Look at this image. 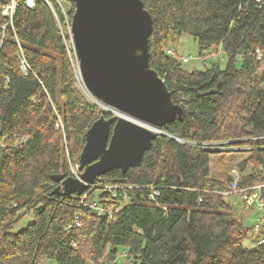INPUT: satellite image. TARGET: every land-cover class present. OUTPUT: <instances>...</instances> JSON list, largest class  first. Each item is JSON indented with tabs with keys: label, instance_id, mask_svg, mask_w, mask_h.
I'll use <instances>...</instances> for the list:
<instances>
[{
	"label": "trees",
	"instance_id": "obj_1",
	"mask_svg": "<svg viewBox=\"0 0 264 264\" xmlns=\"http://www.w3.org/2000/svg\"><path fill=\"white\" fill-rule=\"evenodd\" d=\"M10 1L0 0V264H264V186L261 207L246 209L239 194H225L230 170L217 174L211 162L246 153L238 185L264 184V0H140L152 17L149 66L182 120L162 127L167 135H157L138 167L98 177L81 196L53 194L52 176L70 175L85 133L111 114L75 90L57 1L30 9L15 0L11 25L2 13ZM61 1L70 24L73 4ZM183 35L203 70L183 67ZM226 196L239 197L253 226L235 218Z\"/></svg>",
	"mask_w": 264,
	"mask_h": 264
},
{
	"label": "water",
	"instance_id": "obj_2",
	"mask_svg": "<svg viewBox=\"0 0 264 264\" xmlns=\"http://www.w3.org/2000/svg\"><path fill=\"white\" fill-rule=\"evenodd\" d=\"M65 1L74 7L69 40L81 83L112 109L85 133L79 177L52 176L53 194L81 196L98 177L138 167L157 135H167L162 127L182 120L183 110L149 66L152 17L140 0Z\"/></svg>",
	"mask_w": 264,
	"mask_h": 264
},
{
	"label": "rangeland",
	"instance_id": "obj_3",
	"mask_svg": "<svg viewBox=\"0 0 264 264\" xmlns=\"http://www.w3.org/2000/svg\"><path fill=\"white\" fill-rule=\"evenodd\" d=\"M69 11V9H65L64 12H65V15H66V11ZM63 13V12H62ZM64 15V13H63ZM66 23V21H65ZM66 32V33H65ZM63 34L64 35H68V26L66 24V31H65ZM67 46L68 48H72L71 47V44L70 42L67 43ZM198 47L196 45V43L193 41V38L188 36V35H183L181 36L180 40H179V43H178V46H177V54L179 56V58H189L190 60L186 63H183V67L185 69H189V70H192V69H196V70H203L204 67H203V63L201 62V60L198 58ZM74 57V55H73ZM71 58V57H70ZM74 65L77 69V65H76V60L74 59ZM261 69H262V73H264V64H262L261 66ZM77 71V70H76ZM75 71V76L77 75V72ZM75 90L79 93L78 96L80 98H83L84 101H87L89 103H93L94 105H96L97 107H99V109H101L103 112H107V110H105L104 108H102L101 106H99V104L94 100L92 99V96L89 95V93L86 91V89L84 88L83 84L81 83V80L78 79V77L76 76L75 78ZM82 99V100H83ZM112 115V114H111ZM64 144V147H66L65 143L63 142ZM216 149H224V148H216ZM65 153L67 154V150H65ZM67 156V155H66ZM221 157V161L218 162L217 161V158L216 156H212L211 157V162H212V166L214 168V170L216 171L215 173H219L223 170H227L229 172L230 170V173L231 174V178H233V173L235 175L238 176V179L240 178V175L237 173V165L245 160L247 158V155L246 153H222L220 155ZM216 158V160H215ZM75 161H77L78 159L74 158ZM215 160V162H214ZM215 163V164H214ZM69 164V163H68ZM75 164L71 163L70 167H68L70 170H71V167H74ZM216 167V169H215ZM250 171V167H248V169L245 171V173L249 172ZM80 175V173H79ZM69 177V176H68ZM91 188V187H89ZM94 198L96 199L98 194L96 193L95 195H93ZM92 198V199H94ZM225 200L231 204L233 207V214L235 216V218L237 219H242L244 218V225L245 226H253L255 224V221L257 218L255 217H248L247 214H245L242 206H241V203H240V200H239V197L238 196H226L225 197ZM91 201H87V203H90ZM28 223V219L26 220H23L21 222H19L18 224H16V226L14 227V232L21 229L22 227L26 226V224ZM117 264H120L121 263V258H119L117 261H116ZM43 264H55L54 261H49V260H45Z\"/></svg>",
	"mask_w": 264,
	"mask_h": 264
},
{
	"label": "built area",
	"instance_id": "obj_4",
	"mask_svg": "<svg viewBox=\"0 0 264 264\" xmlns=\"http://www.w3.org/2000/svg\"><path fill=\"white\" fill-rule=\"evenodd\" d=\"M25 1V6H27L28 8L30 9H33L34 8V2L35 0H24ZM47 5H49V1L48 0H44ZM57 3L59 4L60 8L62 9V12L64 13V20L66 21V24L68 26V33H69V28H70V24L69 22L67 21V18H66V15H65V12H64V7H63V4H62V1L61 0H56ZM259 1V0H257ZM16 1L15 0H11L10 3L8 5H5L3 6V15L4 17H8L9 21H8V24H12V17H13V14H14V10L16 8ZM50 6V5H49ZM69 35V34H68ZM70 41V40H69ZM68 48V46H67ZM71 52H73L72 48L69 49L68 48V54L71 55ZM168 53H170V51H168ZM190 59L189 58H182V61L184 63L188 62ZM19 63H20V69H21V74L23 75H27L28 72L31 70L30 68V65L26 59V57L24 56V54L21 52L20 56H19ZM77 64V63H76ZM56 128H62L63 127V123H62V120L57 117V124L55 126ZM24 140H26V137L20 139V140H17V142H15L16 144H18L19 142H23ZM66 144V142H64ZM67 158L69 159V157L67 156ZM71 165V162L69 161V167ZM78 163L74 165V167H71V170H70V175L69 177H73V178H78L79 177V169H78ZM233 181L231 182V186H230V191L226 192L225 194H239L240 195V199L241 201L244 202V207L247 209V208H250L252 206H255L256 204H258V206L261 207L262 203L258 202L260 201L259 198H260V189L264 186V184H255L253 186H244V188L242 186H239L238 185V176L235 175L233 173ZM92 187H94V185H92ZM119 188L121 189V186H119ZM107 190L110 192V190H113L112 187H107ZM150 193H149V198L151 200H154V198L158 195V193L153 189V188H150ZM111 194V192H110ZM112 196L115 198L116 195H113ZM96 203L94 202H91L90 204V207L94 208L96 207ZM99 211L100 212H103V210L101 208H99ZM75 226L78 227V223H75Z\"/></svg>",
	"mask_w": 264,
	"mask_h": 264
},
{
	"label": "bare ground",
	"instance_id": "obj_5",
	"mask_svg": "<svg viewBox=\"0 0 264 264\" xmlns=\"http://www.w3.org/2000/svg\"><path fill=\"white\" fill-rule=\"evenodd\" d=\"M78 71V70H77ZM76 71V72H77ZM77 77H78V79H80V76H79V72H77V75H76ZM76 76H75V78H76ZM92 99H94L93 97H92ZM98 104H99V106H101L102 108H104L105 110H107V112H109V111H111L112 109H110L109 107H106V106H104V105H102L99 101H97L96 99H94ZM118 117H119V115H117ZM91 188H92V186H91Z\"/></svg>",
	"mask_w": 264,
	"mask_h": 264
}]
</instances>
